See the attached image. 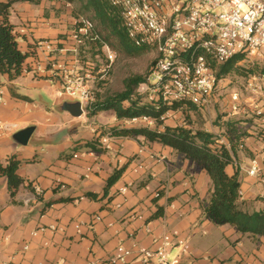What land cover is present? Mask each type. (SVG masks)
Masks as SVG:
<instances>
[{
	"label": "crops",
	"instance_id": "crops-1",
	"mask_svg": "<svg viewBox=\"0 0 264 264\" xmlns=\"http://www.w3.org/2000/svg\"><path fill=\"white\" fill-rule=\"evenodd\" d=\"M13 6L14 2L9 20L20 35L21 50L39 38L62 32L42 20L21 27L28 13L24 5ZM20 29L24 31L19 33ZM35 57L46 59V53L37 51ZM57 57L71 63L70 56ZM32 59L29 56L24 63ZM47 77L30 72L14 79L1 77L0 122L15 123L13 132L34 125L30 138L37 145L28 144L30 138L27 144H19L11 139L13 132L0 129V160L19 159L17 173L24 180L13 203L6 179L0 176V264H88L107 259L118 244L130 246L136 241L150 247L152 234L172 231L190 244L189 254L178 252L179 264H232L238 260L264 264V237L216 224L203 215L211 181L198 164L141 136L112 135L103 142L110 128H121L112 109L113 123L78 129L77 122L91 123L104 110L72 116L63 108L64 99L56 96L57 81ZM48 110L53 112L52 120ZM163 125L175 126L168 118ZM93 139L95 149L86 147ZM244 142L253 154L260 155V137H247ZM231 157L227 172L232 173L234 166L239 169L243 208L263 210V183L247 175L249 158L239 150ZM139 163L144 167L133 170ZM121 167L120 177L104 193L107 178ZM86 192L97 196L87 197ZM156 205L162 206L163 214L151 218ZM24 245L28 247L24 249ZM126 264L137 261L130 259Z\"/></svg>",
	"mask_w": 264,
	"mask_h": 264
},
{
	"label": "built area",
	"instance_id": "built-area-1",
	"mask_svg": "<svg viewBox=\"0 0 264 264\" xmlns=\"http://www.w3.org/2000/svg\"><path fill=\"white\" fill-rule=\"evenodd\" d=\"M119 10L122 25L128 39L137 47L152 48L156 55L150 63L145 79L136 92L155 107L181 103L199 109L207 108L217 87L211 62L222 63L235 55H242L248 62L257 61L264 68V0H107ZM68 5V4H67ZM20 29V32H23ZM101 43L106 57L103 67L98 69V78L107 73L115 61V52L105 43L88 17L79 16L66 38H39L32 44V60L23 72L46 74L57 81L56 96L75 99L83 113L93 109V92L90 86L96 74L83 69L79 51L90 43ZM46 53V59H38L35 53ZM57 55L70 56L71 63ZM257 79L264 89V72L253 74L248 81ZM254 85V87H255ZM233 101L237 98L234 96ZM2 95L0 92V102ZM236 102V101H235ZM236 110V104H232ZM173 112L168 108L159 117L139 115L120 119L121 128L144 126L164 130L163 121ZM256 114L264 124V112ZM158 121H161L159 124ZM0 129L12 133L15 123L0 122ZM112 136L107 133L106 142ZM242 147V145H240ZM73 156H77L74 154ZM159 159V157H158ZM232 159V157H231ZM139 163L133 170L143 168ZM247 175L259 178L264 184V160L254 156L249 159ZM263 173V177H262ZM124 188H121L123 190ZM38 194L40 190L35 188ZM241 198L243 192L238 191ZM99 217H95L98 219ZM53 227V226H52ZM79 227V224H75ZM54 228V227H53ZM28 246L24 245V249ZM173 247L179 254L190 253V244L177 231L151 235V246L146 247L133 241L130 246L118 244L113 254L105 260L90 261L88 264H126L135 259L137 264H179L180 257L169 258ZM6 264V263H4ZM232 264H248L238 260Z\"/></svg>",
	"mask_w": 264,
	"mask_h": 264
},
{
	"label": "trees",
	"instance_id": "trees-1",
	"mask_svg": "<svg viewBox=\"0 0 264 264\" xmlns=\"http://www.w3.org/2000/svg\"><path fill=\"white\" fill-rule=\"evenodd\" d=\"M15 1H26L36 4L40 0H0V86L3 75H6L8 79H14L21 75L25 66L29 63H24L25 59L34 55V51L30 49L31 45L25 50H21L19 44L20 35L14 31V25L9 20L11 4ZM63 1H65V4L78 1V10L81 13L83 12V15L91 13L90 19L93 22L96 20L97 24L95 23V28L105 43L109 44V38H113L120 46L127 50H131L134 47H143L135 46L128 39L122 25L119 10L112 7L107 0ZM242 58V55L239 54L222 63L211 62L216 79L231 71L234 65L242 60ZM237 68L240 67L238 66ZM261 72H264V68L255 74ZM145 75L125 79L124 90L114 99L106 98L93 103L92 112L112 109L117 118L139 115L159 117L168 108L176 110L183 106L181 103L174 102L167 106L160 104L156 108L155 103L143 100L142 95L136 92V87L145 79ZM124 100L128 101V105H123ZM158 122L159 124L161 123V121ZM226 124L228 125V130L232 129L234 133L232 134L233 144L229 149L236 154L239 150L238 147L244 144L242 141L249 135H242L243 133L238 129L237 123L233 125L230 123ZM108 131L111 135L126 137L141 136L147 141L159 142L171 147L183 157L194 161L207 173L211 181L210 196L207 203L203 206V215L216 224H228L235 227L241 233L264 237V210L249 211L242 207V202L238 195L240 189L239 169L234 166L232 173L227 172V166L232 162L230 152L225 146L216 142L212 133L202 129H192L184 125H165L162 131L144 126L131 128L112 127ZM95 142L96 139H93L86 142L85 146L95 149ZM20 162L15 156H10L4 161L0 160V176L6 179L9 197L13 203L15 202L14 197L18 189L24 183L23 178L17 173ZM122 170L123 167L113 171L107 178L104 193L120 177ZM85 195L90 198H96L97 196L92 192H86ZM49 204L50 202L47 203V205ZM162 214V206L156 205L151 218L161 216Z\"/></svg>",
	"mask_w": 264,
	"mask_h": 264
},
{
	"label": "rangeland",
	"instance_id": "rangeland-1",
	"mask_svg": "<svg viewBox=\"0 0 264 264\" xmlns=\"http://www.w3.org/2000/svg\"><path fill=\"white\" fill-rule=\"evenodd\" d=\"M18 4L24 5L22 8L28 13V18L24 22L21 21V27H30L31 24L34 23L33 25H36V22L39 23V20H42L40 22L48 21L47 27L61 29L62 32L58 33L57 36L47 38H66L68 30L73 25V21L79 15H83V12L81 13L78 10V1L71 2L68 6H66L67 4L63 0H40L36 4L18 1L14 2L13 8L15 9ZM16 11L18 10L14 12ZM83 16L90 18L92 14L85 13ZM94 23L97 24L96 20ZM107 45L115 52L116 58L110 69L101 79L98 78V69L104 66L106 60L101 43L87 44L82 46L81 51H79L82 68L96 74V78L90 83L93 92V103L106 98H116L124 90V80L138 75L144 76L156 55L152 48L144 46L142 48L134 47L131 50H127L120 46L113 38H109V44L107 43ZM238 66L240 68H237ZM262 68L261 64L257 61L248 62L243 59L238 61L231 71L223 74L218 79L217 87L211 96L210 104L207 108L199 109L186 104L179 109H172L173 112L168 116L169 123L175 126L181 124L192 129H202L212 133L216 142L225 146L229 150L230 155H234V152L229 149L233 144L232 134L234 133L232 129L228 130L226 123H230L231 125L237 123L238 129L243 133L242 135H249L248 137L256 139L260 137L263 143L262 154H258L259 156L253 154L249 150V145L245 144L244 141H242L244 143L243 148L238 147L239 151L243 152L245 158L251 159L257 155L260 159L264 160V124L260 122L256 114L258 109L264 112V89L263 86L260 90L256 89V83L261 85L257 79H252V85H248L251 75L258 73ZM234 96L237 98L236 102L232 99ZM142 98L146 101L144 97ZM75 101V99L66 98L63 102ZM233 103L236 104V110L232 108ZM123 105H128V101L124 100ZM99 111L101 110H97L96 112L90 111L89 113L96 114ZM89 113H87L88 116H90ZM47 114L50 120H52L53 112L48 110ZM113 117L114 113L112 110H104L94 115L91 123L88 120L79 121L76 127L79 129L80 127L95 126L97 123L111 124L113 123ZM250 141L253 142V139ZM28 144H35L32 137ZM44 149H47V146H44ZM178 252L179 248L173 247L169 258L176 257Z\"/></svg>",
	"mask_w": 264,
	"mask_h": 264
},
{
	"label": "water",
	"instance_id": "water-1",
	"mask_svg": "<svg viewBox=\"0 0 264 264\" xmlns=\"http://www.w3.org/2000/svg\"><path fill=\"white\" fill-rule=\"evenodd\" d=\"M63 108L74 117H78L83 113L80 103L78 101L64 102ZM34 129H35L34 125H29L24 128H21L11 134V139L19 144L25 145L27 144Z\"/></svg>",
	"mask_w": 264,
	"mask_h": 264
}]
</instances>
